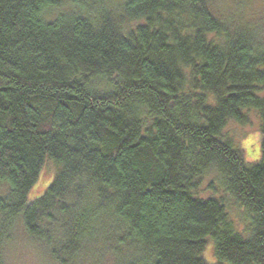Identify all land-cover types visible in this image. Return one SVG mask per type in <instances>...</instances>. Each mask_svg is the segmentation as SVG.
<instances>
[{
    "label": "trees",
    "instance_id": "16d2710c",
    "mask_svg": "<svg viewBox=\"0 0 264 264\" xmlns=\"http://www.w3.org/2000/svg\"><path fill=\"white\" fill-rule=\"evenodd\" d=\"M215 1L0 0V264L17 226L62 264H264V21Z\"/></svg>",
    "mask_w": 264,
    "mask_h": 264
},
{
    "label": "rangeland",
    "instance_id": "374dc122",
    "mask_svg": "<svg viewBox=\"0 0 264 264\" xmlns=\"http://www.w3.org/2000/svg\"><path fill=\"white\" fill-rule=\"evenodd\" d=\"M241 1L242 0H237L236 2L235 0L232 5H230V0H216L214 6L221 17L234 13L235 17L238 18V15L241 13L244 15V18H246L245 20L253 19L259 22L264 21V0L247 1L245 9L239 12L241 9L239 3H241ZM249 116L250 123L248 125L231 124L227 131L235 138L236 142L251 155V157L259 158V152L261 150L260 122L254 111L251 112ZM253 158L251 159L248 157V161H256ZM54 174L55 168L53 166L44 170L40 184L33 189L31 200L40 197L44 193ZM4 191L5 188L1 186L0 196ZM12 237V241L9 242L4 249L6 264H62L52 258L44 245L30 239L21 226H17ZM101 248V246L95 250L89 248L81 257L78 259H69L66 264H115V262L112 263L111 259L108 260L107 258H103L102 252L100 251ZM213 253L212 246H209L205 254L206 259L213 261Z\"/></svg>",
    "mask_w": 264,
    "mask_h": 264
}]
</instances>
